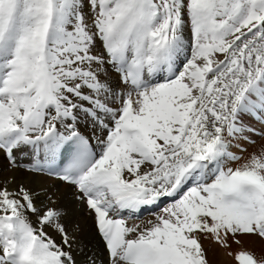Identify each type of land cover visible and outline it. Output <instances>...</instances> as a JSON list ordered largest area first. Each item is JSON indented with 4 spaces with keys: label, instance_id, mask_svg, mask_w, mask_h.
Returning <instances> with one entry per match:
<instances>
[{
    "label": "snow or ice",
    "instance_id": "obj_1",
    "mask_svg": "<svg viewBox=\"0 0 264 264\" xmlns=\"http://www.w3.org/2000/svg\"><path fill=\"white\" fill-rule=\"evenodd\" d=\"M255 124L264 0H0V264H77V206L108 264H210L209 238L264 264V146L233 151Z\"/></svg>",
    "mask_w": 264,
    "mask_h": 264
},
{
    "label": "bare ground",
    "instance_id": "obj_2",
    "mask_svg": "<svg viewBox=\"0 0 264 264\" xmlns=\"http://www.w3.org/2000/svg\"><path fill=\"white\" fill-rule=\"evenodd\" d=\"M255 127L259 130L264 128V125L255 124ZM82 130L85 132L88 131L85 125H82ZM250 140H254L256 143L251 144L242 142L241 145L243 148H246L248 152L241 153L238 149H233V151L242 155L244 159H247L251 153L258 152L261 146H264V138L259 135L250 136ZM3 167L4 163L0 161V169H3ZM12 174L13 173L11 172L3 171V175L5 176H10ZM15 175L17 176L18 181H23L27 186L36 190L45 189L49 192L58 191L64 198L62 202L66 204L70 203L68 198L70 189L60 181L50 179L47 176H32L24 171H17ZM168 203H170V198H168L167 201L161 202L159 208H149L148 211L145 209L141 215L130 220V223L151 219L155 213L159 212V210ZM67 224L70 230L72 229L73 224H79L80 226L79 230L76 232V243L74 244L73 249L74 259L77 261V264H87V258L89 255H92L95 258L97 264H108L109 258L104 243L96 230L92 217L87 213V210L83 206H77L73 210L67 220ZM53 235L56 234L53 233ZM56 238L59 240L58 235H56Z\"/></svg>",
    "mask_w": 264,
    "mask_h": 264
},
{
    "label": "rangeland",
    "instance_id": "obj_3",
    "mask_svg": "<svg viewBox=\"0 0 264 264\" xmlns=\"http://www.w3.org/2000/svg\"><path fill=\"white\" fill-rule=\"evenodd\" d=\"M248 152V151H247ZM244 153V152H241ZM240 155V154H238ZM168 198H165L164 201H167ZM244 247L250 248L255 251L258 255L264 251V241L256 240V238L245 237ZM203 245L208 249V258L210 264H236L231 256L228 255V250L221 248L219 245L215 244L210 238L203 241ZM237 246H232V251H236Z\"/></svg>",
    "mask_w": 264,
    "mask_h": 264
}]
</instances>
